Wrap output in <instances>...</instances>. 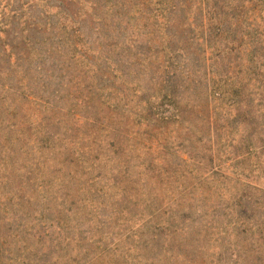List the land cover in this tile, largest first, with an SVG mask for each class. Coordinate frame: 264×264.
<instances>
[{
  "label": "rangeland",
  "instance_id": "rangeland-1",
  "mask_svg": "<svg viewBox=\"0 0 264 264\" xmlns=\"http://www.w3.org/2000/svg\"><path fill=\"white\" fill-rule=\"evenodd\" d=\"M215 2L0 0V264H264V0Z\"/></svg>",
  "mask_w": 264,
  "mask_h": 264
},
{
  "label": "trees",
  "instance_id": "trees-1",
  "mask_svg": "<svg viewBox=\"0 0 264 264\" xmlns=\"http://www.w3.org/2000/svg\"><path fill=\"white\" fill-rule=\"evenodd\" d=\"M215 4L218 5L219 7V4L221 2V0H215ZM223 5V3H222ZM221 6V4H220ZM219 9V8H218ZM225 86H226V82L223 81V79L220 77L218 79H215L213 81V85H212V93H213V96L217 99V100H224L227 96L230 97L232 96L231 98H235L236 96V88H234V85L232 88H230V94H228V91L225 89ZM228 94V95H227Z\"/></svg>",
  "mask_w": 264,
  "mask_h": 264
}]
</instances>
